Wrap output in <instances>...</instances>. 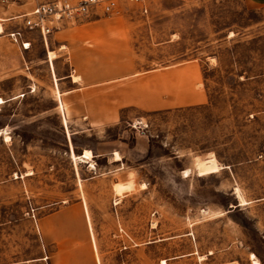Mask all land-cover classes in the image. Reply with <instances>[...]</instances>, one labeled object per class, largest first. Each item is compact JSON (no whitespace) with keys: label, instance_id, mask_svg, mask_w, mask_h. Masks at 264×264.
Returning <instances> with one entry per match:
<instances>
[{"label":"rangeland","instance_id":"1","mask_svg":"<svg viewBox=\"0 0 264 264\" xmlns=\"http://www.w3.org/2000/svg\"><path fill=\"white\" fill-rule=\"evenodd\" d=\"M50 1L0 0V264L91 238L97 264H264V5L120 0L23 29Z\"/></svg>","mask_w":264,"mask_h":264},{"label":"built area","instance_id":"2","mask_svg":"<svg viewBox=\"0 0 264 264\" xmlns=\"http://www.w3.org/2000/svg\"><path fill=\"white\" fill-rule=\"evenodd\" d=\"M120 0H51L50 2L37 6L23 20V29L28 31H39L44 38L49 35L54 26L52 17H56L54 21L57 24L64 21H83L98 12L104 15H116L120 13ZM149 0H135L139 4L143 13L148 12L147 2ZM9 37L14 43H20L23 50L29 47L28 42L22 39V32H12Z\"/></svg>","mask_w":264,"mask_h":264},{"label":"crops","instance_id":"3","mask_svg":"<svg viewBox=\"0 0 264 264\" xmlns=\"http://www.w3.org/2000/svg\"><path fill=\"white\" fill-rule=\"evenodd\" d=\"M254 4L257 5H264V0H249ZM4 13L2 12V9H0V17L3 16ZM5 20L1 19V23H4ZM2 26H0V33L3 32L2 30ZM51 54V52H49ZM92 64V63H91ZM96 66L90 65L89 68H95ZM78 78V77H77ZM74 82H77L74 80ZM60 99V98H59ZM74 210V211H78V218L81 219V221L87 225L91 224V222H89L88 220V209H87V205L83 202H78L76 204H73L71 207L65 208L63 212H66L67 210ZM63 214V213H62ZM91 218V217H90ZM44 259L40 258L35 260L36 262H42ZM64 261L65 264H97L98 261V257H97V246H96V242L95 240H93V238H91V240L89 242H84L83 245V252H82V256L78 257V258H70L67 257V253H65L64 255Z\"/></svg>","mask_w":264,"mask_h":264},{"label":"bare ground","instance_id":"4","mask_svg":"<svg viewBox=\"0 0 264 264\" xmlns=\"http://www.w3.org/2000/svg\"><path fill=\"white\" fill-rule=\"evenodd\" d=\"M50 57H51V59L54 58L53 53L50 54ZM75 81H78V78H75ZM65 123H66V121H65ZM73 157H74L75 159H78V157L75 156V155H73ZM91 158H92V152H91V151H85L84 154H83L82 156L79 157V159H82V160H83V159L90 160ZM118 160H120V159H118ZM252 259H253V263H254V264H259V262L257 261V259H256V257H255L254 255H252Z\"/></svg>","mask_w":264,"mask_h":264}]
</instances>
